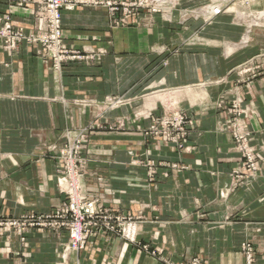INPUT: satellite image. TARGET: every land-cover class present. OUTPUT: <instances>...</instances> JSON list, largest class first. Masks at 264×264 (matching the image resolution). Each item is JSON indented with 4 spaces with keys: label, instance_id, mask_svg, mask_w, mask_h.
I'll return each instance as SVG.
<instances>
[{
    "label": "crops",
    "instance_id": "1",
    "mask_svg": "<svg viewBox=\"0 0 264 264\" xmlns=\"http://www.w3.org/2000/svg\"><path fill=\"white\" fill-rule=\"evenodd\" d=\"M8 12L16 27L35 28L33 4L0 0V15ZM189 24L140 11L115 25L104 8L63 10L64 45L102 54L60 71L36 46L23 42L11 53L0 38V214L55 211L64 201L56 156L95 125L82 150L85 190L97 206L142 220L139 243L99 232L66 256V231L32 230L23 239L0 229V264H166L189 256L246 264L247 243L254 264H264V73H238L264 53V33L237 47L229 44L242 28L210 29L227 37L223 54L219 38L188 44L194 32L204 35ZM108 96L125 103L106 107ZM235 99L260 166L245 181L232 174L242 159L226 129ZM175 111L191 120L183 148L144 132L155 116Z\"/></svg>",
    "mask_w": 264,
    "mask_h": 264
},
{
    "label": "built area",
    "instance_id": "2",
    "mask_svg": "<svg viewBox=\"0 0 264 264\" xmlns=\"http://www.w3.org/2000/svg\"><path fill=\"white\" fill-rule=\"evenodd\" d=\"M11 3L34 5L36 26L30 31L13 24L11 13L0 15V38L3 47L8 52L17 51L23 42L36 46L38 54L50 59L55 70L74 60H96L102 54L99 52H83L67 48L64 45L62 13L63 10H75L78 7H100L109 13V18L115 25H126L132 15L143 9L150 13L156 12L152 6L154 0H8ZM243 67V66H241ZM250 68L244 66L242 73ZM125 100L119 97L105 98L106 107H115L124 104ZM243 112L240 100L235 99L232 104V115L227 120L226 129L232 133L237 150L242 159V171L235 169L232 174L236 178L244 179L259 171L258 155L249 143L251 135L247 125L242 120ZM191 120L181 111L155 116L149 127L144 129L148 135L160 137L167 142L183 148L190 133ZM122 122L110 124L109 129L121 128ZM95 129L91 125L80 131L73 141H68L60 150L56 158L61 162V173L58 177V186L64 194L63 203L50 213H25L18 217L0 214V229L4 232H15L24 239L25 234L32 230L46 229L59 233L66 231L68 242L63 255L69 251H79L87 244L90 237L99 232L116 234L132 243H139L138 233L142 220L138 217L116 213L111 209L97 206V201L89 197L84 187V163L82 155L87 134ZM153 177L154 170H149ZM146 247V246H145ZM247 263L255 260V250L252 244L247 243ZM166 264H205L194 259L193 261H174L167 259Z\"/></svg>",
    "mask_w": 264,
    "mask_h": 264
},
{
    "label": "rangeland",
    "instance_id": "3",
    "mask_svg": "<svg viewBox=\"0 0 264 264\" xmlns=\"http://www.w3.org/2000/svg\"><path fill=\"white\" fill-rule=\"evenodd\" d=\"M152 6L156 8V12L151 14L159 15L165 21H177L182 27L191 26L189 24L191 21L198 23V30H203L204 35L201 36L198 34L199 32H194L188 36L186 41L188 44L202 42L204 45H209L216 42L219 37L216 38L215 35L213 37L210 29L223 28L226 25L224 23H231L236 28H242V34L235 36L233 43L230 42L229 44L226 36L217 40L218 44L221 45L223 54H227L229 45L249 46L255 41V38H259L258 33H264V0H154ZM142 11L150 13L148 9ZM227 44L229 45L227 46ZM262 61H264V53L250 59L243 65V67L250 68L247 73H242L243 67H238L239 75L241 77L245 75L258 76L264 73ZM246 245H243V251H246ZM194 259L204 263L203 260L195 256L174 261H193ZM254 263L255 260L252 264ZM246 264H249L247 258Z\"/></svg>",
    "mask_w": 264,
    "mask_h": 264
},
{
    "label": "bare ground",
    "instance_id": "4",
    "mask_svg": "<svg viewBox=\"0 0 264 264\" xmlns=\"http://www.w3.org/2000/svg\"><path fill=\"white\" fill-rule=\"evenodd\" d=\"M262 15V14H261Z\"/></svg>",
    "mask_w": 264,
    "mask_h": 264
}]
</instances>
